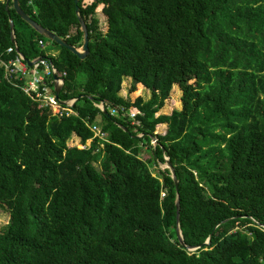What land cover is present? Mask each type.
<instances>
[{
  "label": "trees",
  "instance_id": "1",
  "mask_svg": "<svg viewBox=\"0 0 264 264\" xmlns=\"http://www.w3.org/2000/svg\"><path fill=\"white\" fill-rule=\"evenodd\" d=\"M6 2L0 58L15 56L14 32L28 61L67 72L61 98L78 100L77 115L58 118L0 68V205L10 216L0 264H264V0H20L82 49L79 6L84 60ZM138 85L150 99L134 96ZM175 86L182 109L159 115ZM168 162L178 187L169 168L152 169Z\"/></svg>",
  "mask_w": 264,
  "mask_h": 264
},
{
  "label": "built area",
  "instance_id": "2",
  "mask_svg": "<svg viewBox=\"0 0 264 264\" xmlns=\"http://www.w3.org/2000/svg\"><path fill=\"white\" fill-rule=\"evenodd\" d=\"M49 43L50 42L46 40L39 41L40 46L45 51H47ZM7 54H15V56L8 60L0 58V68L5 70L6 77L10 82L16 87H20L24 93L34 101L51 108L53 114L58 118L77 115V112L74 109L77 100H64L61 98L67 72L59 73L53 62L45 57H39L32 60L31 62L33 65L30 66L28 60L18 50L17 44L10 47L7 50ZM16 81L21 82V84ZM59 85H63V89L60 95L57 96L56 88ZM97 107L104 111L105 103L101 102L97 104ZM121 111L128 114L134 123L139 124L137 122L138 112L130 111L125 108H122ZM111 112L115 115L118 113V109L113 108L111 109ZM91 129L95 133V136L102 139L105 138V134L101 132V129L97 125L92 126ZM89 142L91 143V141ZM156 143L157 140L152 139V144L156 145ZM81 148H86V146H81Z\"/></svg>",
  "mask_w": 264,
  "mask_h": 264
},
{
  "label": "water",
  "instance_id": "3",
  "mask_svg": "<svg viewBox=\"0 0 264 264\" xmlns=\"http://www.w3.org/2000/svg\"><path fill=\"white\" fill-rule=\"evenodd\" d=\"M79 0H76V3H78ZM11 2L14 3V7L17 11V13L20 15V17L25 21L27 22L29 25H31L37 32H39L41 35H43L45 38H47L48 40L52 41V42H55L57 43L58 45L72 51L75 55H77L80 59L84 60L88 54L90 53V48H89V43H90V40H89V31H88V28H87V24L86 22L84 21L82 15H81V11H80V8L79 6H77V14H78V18H79V21H80V24L83 28V31H84V35H85V43H84V46L82 49H77L75 46L69 44L66 40L62 39L61 37L57 36L56 34L50 32L49 30L45 29L44 27H42L41 25H39L36 21H34L21 7V3H20V0H7L6 2V8L7 10H9V7H10V4ZM11 27L12 29L14 30V22L11 21ZM12 42L13 44H17L16 42V37H15V34L13 32V35H12ZM29 62V65L32 66L33 63L31 61H28ZM63 89V85H59L57 86L56 88V94L57 96L60 95L61 91ZM78 100V99H76ZM165 168H169L173 174V178H174V181L176 183V186L178 187V179L175 175V171H174V168L173 166L171 165L170 162H168L166 165H165ZM180 210H181V207H180V202L178 201L177 202V220H178V237L181 241V243L183 245L184 244V238H183V234H182V230L180 228ZM210 243V241H207L205 243V245H208ZM186 246V245H185ZM189 250H196L197 248H189Z\"/></svg>",
  "mask_w": 264,
  "mask_h": 264
},
{
  "label": "rangeland",
  "instance_id": "4",
  "mask_svg": "<svg viewBox=\"0 0 264 264\" xmlns=\"http://www.w3.org/2000/svg\"><path fill=\"white\" fill-rule=\"evenodd\" d=\"M97 17L100 21V27L103 31H106L107 30V16H105L103 13L99 12L97 13ZM50 42V41H48ZM53 48V44L52 42H50L48 44V47L47 48ZM57 48V47H56ZM87 75L86 74H83L81 73L78 77L79 79H83L85 78ZM132 85H134V82L131 81V80H125L124 83H123V90L121 92V95L123 97H126V98H130V88L132 87ZM180 91V87L179 86H175L174 89L172 90V93H171V96L170 98L166 101V104L165 106L160 110L159 112V115L160 114H171L173 112V110L175 109H182V100H181V96H182V91L181 93H178V91ZM137 96V95H142L144 97V99H147L149 97H151V92L148 91L147 89L143 88L141 85H138L137 86V90H136V93L134 94V96ZM165 127L163 125L159 126L157 128V131L156 133L158 134H162L165 132ZM81 148V146H80ZM165 168V165H160L159 167L158 166H152V169L154 170V173L156 175L159 174V170H163ZM9 221H10V216H9V213L7 211V209L0 205V230L1 231H6V229L8 228V225H9Z\"/></svg>",
  "mask_w": 264,
  "mask_h": 264
},
{
  "label": "crops",
  "instance_id": "5",
  "mask_svg": "<svg viewBox=\"0 0 264 264\" xmlns=\"http://www.w3.org/2000/svg\"><path fill=\"white\" fill-rule=\"evenodd\" d=\"M49 55H52V56H58L59 54H60V52H61V49L60 48H56V47H53V48H47V51H46ZM129 81V80H131L132 81V79L131 78H127L126 79V81ZM146 89V88H145ZM148 90V89H147ZM149 91V90H148ZM126 98V97H125ZM151 97H149V98H147L146 100H148V99H150ZM166 129H165V132L164 133H162V134H165L166 133V131H167V125H163ZM88 146H90V142H88Z\"/></svg>",
  "mask_w": 264,
  "mask_h": 264
}]
</instances>
